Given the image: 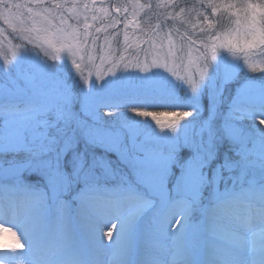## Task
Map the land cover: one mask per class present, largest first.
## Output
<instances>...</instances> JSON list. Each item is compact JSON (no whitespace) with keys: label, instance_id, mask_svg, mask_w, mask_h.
Masks as SVG:
<instances>
[{"label":"snow or ice","instance_id":"snow-or-ice-1","mask_svg":"<svg viewBox=\"0 0 264 264\" xmlns=\"http://www.w3.org/2000/svg\"><path fill=\"white\" fill-rule=\"evenodd\" d=\"M0 57V264H264V0H0Z\"/></svg>","mask_w":264,"mask_h":264},{"label":"bare ground","instance_id":"bare-ground-1","mask_svg":"<svg viewBox=\"0 0 264 264\" xmlns=\"http://www.w3.org/2000/svg\"><path fill=\"white\" fill-rule=\"evenodd\" d=\"M3 207L4 206L2 204H0V210H3ZM5 218H6L5 213H3V214L0 213V220H3ZM6 226L10 227V225H6ZM11 240H12V237H11V234L9 233V234H6V236L3 240H0V243H10ZM4 264H8V261H4Z\"/></svg>","mask_w":264,"mask_h":264},{"label":"rangeland","instance_id":"rangeland-1","mask_svg":"<svg viewBox=\"0 0 264 264\" xmlns=\"http://www.w3.org/2000/svg\"><path fill=\"white\" fill-rule=\"evenodd\" d=\"M166 119H171L172 117H165ZM140 119H149L150 120V118H140Z\"/></svg>","mask_w":264,"mask_h":264},{"label":"trees","instance_id":"trees-1","mask_svg":"<svg viewBox=\"0 0 264 264\" xmlns=\"http://www.w3.org/2000/svg\"><path fill=\"white\" fill-rule=\"evenodd\" d=\"M166 119V118H165Z\"/></svg>","mask_w":264,"mask_h":264}]
</instances>
